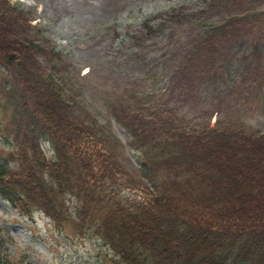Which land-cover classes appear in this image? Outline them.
Returning a JSON list of instances; mask_svg holds the SVG:
<instances>
[{
  "label": "trees",
  "instance_id": "1",
  "mask_svg": "<svg viewBox=\"0 0 264 264\" xmlns=\"http://www.w3.org/2000/svg\"><path fill=\"white\" fill-rule=\"evenodd\" d=\"M227 2L238 11L213 22L210 15ZM31 21L0 0V110L13 146L0 154L3 199L60 224L74 210L96 226L119 257L115 264H264V135L186 119L189 104L215 107L216 95L204 100L203 93L216 91L217 82L224 80V92L238 84L236 66L244 67L236 97L253 73L246 64L264 69V0H213L195 14L176 10L157 26L145 24L148 36L164 35L166 51L148 68L162 87L134 88L129 100L115 96L108 105L154 181L141 201L124 194L132 181L117 180L130 161L111 121L91 115L89 101L69 85L67 60ZM240 54L244 62L236 61ZM102 179L109 187L97 196ZM72 193L82 203H71ZM0 264L13 263L0 253Z\"/></svg>",
  "mask_w": 264,
  "mask_h": 264
},
{
  "label": "rangeland",
  "instance_id": "2",
  "mask_svg": "<svg viewBox=\"0 0 264 264\" xmlns=\"http://www.w3.org/2000/svg\"><path fill=\"white\" fill-rule=\"evenodd\" d=\"M9 1L30 13L33 18L32 24L43 31L67 59L70 67L69 85L75 92L81 94L80 99L92 101L89 110L101 120V123L112 119L108 105L113 101L116 89L122 87L121 94L124 95L125 87L136 81L144 91L162 87V84L155 85L153 79L148 77L147 64L154 65L158 56L166 51L162 40L164 36L159 34L145 38L147 33L144 23L153 20L152 24L156 26L163 20L160 18L162 15L175 10L195 14L212 2V0ZM235 7L234 3L227 2L224 6H219L210 17L213 18V22H217L228 14L236 13L238 10ZM243 57V54L238 55L236 61L244 62ZM56 64L62 66L64 63ZM246 66L253 73L249 76L245 74L246 86L243 84L239 96H235L234 87L241 84L244 67L239 70L236 66L233 69L234 74L242 73V76L238 77V84H232L231 89L224 92L225 86L222 84L224 80L217 82L216 91L211 89L203 93L204 100L216 95L215 107L204 106L201 103L199 105V102L189 104L188 120L198 124L205 122L209 127H219L220 130L242 128L264 134V84L260 86V82L264 83V69L252 64ZM254 73L261 76H255ZM80 88L82 90H79ZM215 110H219L220 114L216 115V112L211 114ZM0 117L3 119L2 113ZM111 133L125 146L123 148L121 145L120 154L131 160L130 164L125 163L124 169L125 171L128 169L129 178L139 179V176H144V170H136L142 165L135 158L139 154L128 145L131 141L128 132L113 123ZM6 147H9L8 140L0 132V150ZM44 151L48 157L53 155L47 145L44 146ZM134 189L138 191L130 192L134 198L139 200L145 198L140 190ZM98 216L100 220L102 215ZM94 229L89 227V223H77L71 219H62L59 226L46 219L44 215L37 214L33 219L25 218L0 198V237L12 238L7 240L6 247L17 264H114V260L108 255L107 246L96 240L94 232L90 234L95 231Z\"/></svg>",
  "mask_w": 264,
  "mask_h": 264
}]
</instances>
